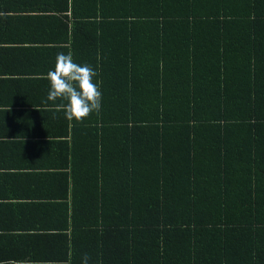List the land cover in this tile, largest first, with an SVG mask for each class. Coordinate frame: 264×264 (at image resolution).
<instances>
[{
  "label": "trees",
  "instance_id": "trees-1",
  "mask_svg": "<svg viewBox=\"0 0 264 264\" xmlns=\"http://www.w3.org/2000/svg\"><path fill=\"white\" fill-rule=\"evenodd\" d=\"M68 9V46L37 50L97 70L101 109L76 122L40 101L46 172L0 203V237L40 233L52 264H264V0Z\"/></svg>",
  "mask_w": 264,
  "mask_h": 264
},
{
  "label": "crops",
  "instance_id": "crops-1",
  "mask_svg": "<svg viewBox=\"0 0 264 264\" xmlns=\"http://www.w3.org/2000/svg\"><path fill=\"white\" fill-rule=\"evenodd\" d=\"M71 4L72 0H0V125H3L0 142L7 143L2 145L6 151L0 154V196H12L1 197L0 203L24 200L17 195H26L32 189L25 176L46 172L44 157H38L30 150V144L33 145L36 134H41V139H50L46 138V131L34 133L32 127L40 122H32L39 119L41 108L51 109L41 107L40 101L47 95L39 86H44L43 81H47L45 71L54 67L55 60L38 52L37 48L68 46L63 37L67 35L69 25H64L61 17L69 15ZM52 107V110L59 109L57 105ZM25 111L27 113L22 115ZM33 114L36 117H32ZM53 118L51 123L57 128L55 116ZM47 128L50 130L47 132H56L52 127ZM12 141L19 147L18 151L11 149L16 148ZM13 235L10 239L0 237V264L56 262L45 259V250H48L42 248L40 241H35L46 238L38 237L40 233L17 231Z\"/></svg>",
  "mask_w": 264,
  "mask_h": 264
},
{
  "label": "clouds",
  "instance_id": "clouds-1",
  "mask_svg": "<svg viewBox=\"0 0 264 264\" xmlns=\"http://www.w3.org/2000/svg\"><path fill=\"white\" fill-rule=\"evenodd\" d=\"M98 71L87 63L74 62L71 54L57 53L55 64L46 75L49 83L46 101H64L59 110L64 112L65 119L82 122L93 112L101 109V81L94 80ZM89 256L81 258V264H89ZM102 264V262H101Z\"/></svg>",
  "mask_w": 264,
  "mask_h": 264
}]
</instances>
